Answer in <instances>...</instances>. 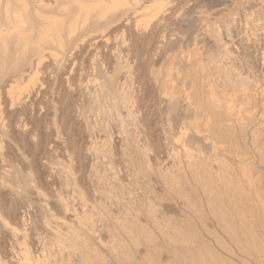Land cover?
Wrapping results in <instances>:
<instances>
[{
    "label": "bare ground",
    "instance_id": "bare-ground-1",
    "mask_svg": "<svg viewBox=\"0 0 264 264\" xmlns=\"http://www.w3.org/2000/svg\"><path fill=\"white\" fill-rule=\"evenodd\" d=\"M257 2L0 0V232L17 250V261L7 251L0 264H102L81 235L117 241L108 248L117 264H264L257 142L236 150L227 133L246 125L244 106L260 92L256 74L242 75L233 60L248 37L235 30ZM105 146L123 168L116 174L143 179L136 196L158 185L175 210L151 202L149 187L133 211L137 187L120 185ZM58 187L68 199L56 203L75 205L59 206L79 236L72 227L58 233L62 224L47 214L46 191ZM15 201L45 203L38 233L32 212L12 211ZM10 215L15 230L4 222Z\"/></svg>",
    "mask_w": 264,
    "mask_h": 264
},
{
    "label": "rangeland",
    "instance_id": "rangeland-1",
    "mask_svg": "<svg viewBox=\"0 0 264 264\" xmlns=\"http://www.w3.org/2000/svg\"><path fill=\"white\" fill-rule=\"evenodd\" d=\"M258 4H257V8H256V10L254 11V15H253V18L251 19V20H249L248 21V23L250 24H248V23H246L247 25L244 27V29H242L241 28V33H240V31L236 28V30H237V33H236V30H235V34L234 35H236L237 36V40H239L240 38H241V34H242V31L244 32V34L246 35V36H248L247 37V39H246V37H243V41L241 40H239V42L237 41V46L238 45H240L239 47H234L233 48V53H235V54H233V60H235V65H234V67H235V69L239 72V73H241L242 75H244V76H247V75H249L250 76V73H249V71L250 70H252V73H254V75L256 74V76H255V81L254 82H256L255 83V85L253 86V88H255L256 90L258 89V91L260 90V94L261 95H259V97H258V94L255 96V98H254V100H252V101H250L246 106H244L245 107V110L243 111V104L241 105V109H242V111L245 113V111H246V116H245V114H244V116L246 117V125H244V126H242V127H237V128H233V131H232V129H227V133L228 134H231V133H233L235 136L233 137V135H232V139L234 138V141L232 142L233 143V145L234 144H237L236 145V147H238V148H235L236 150L237 149H239L240 147H242V145H244V144H242L246 139H254V137H255V142H257L256 143V150H257V152H259L258 154V160H259V163H260V165H259V168H258V170L256 171V172H260V173H258L256 176H255V179H256V186L259 188V190H257L258 191V194H259V192H261V196H263V198H264V187H262V186H264V72H262L263 70H262V68H264V58H263V60H262V57H261V59H259V57L260 56H263L264 57V54L262 53V51H263V46H264V1H261V0H258V2H257ZM260 5V6H259ZM259 6V7H258ZM253 20V21H252ZM259 20V21H258ZM263 21V22H262ZM257 22V23H256ZM243 23V21L241 22V24ZM254 23V24H253ZM260 25V26H259ZM242 27V26H241ZM246 29V30H245ZM263 31V32H262ZM238 34H240V35H238ZM239 36H240V38H239ZM258 37V38H257ZM252 38H253V40H252ZM262 38V39H261ZM248 39H250L249 41H248ZM247 40V41H246ZM262 44H263V46H262ZM243 47V48H242ZM253 47V48H252ZM262 48V49H261ZM239 50V52H237V51H234V50ZM241 49V50H240ZM249 50V51H248ZM255 50V51H254ZM262 50V51H261ZM264 52V51H263ZM260 53H261V55H260ZM249 54V55H248ZM251 54V55H250ZM246 55V56H245ZM259 55V56H258ZM242 56V57H241ZM253 56V57H252ZM244 57V58H243ZM252 57V58H251ZM243 60V62H242V60ZM250 59V60H249ZM255 61H254V60ZM248 60H249V62H248ZM260 61V62H259ZM262 61V62H261ZM245 62V63H244ZM249 63L250 65H247V63ZM256 64H255V63ZM263 63V64H262ZM243 64V65H242ZM261 64V65H260ZM246 65V66H245ZM253 65V66H252ZM263 65V66H262ZM239 66V67H238ZM249 66H251V68L249 69ZM242 67V68H241ZM246 68V69H245ZM257 68V69H256ZM240 69V70H239ZM243 69V70H242ZM249 69V70H248ZM246 70H248V71H246ZM258 70H260V71H258ZM242 71V72H241ZM263 74V76L261 75V74ZM259 80V81H258ZM258 85V86H257ZM256 86V87H255ZM260 86V87H259ZM262 86V87H261ZM263 90V92H261ZM250 109V110H249ZM261 112V113H260ZM263 112V113H262ZM222 114V113H221ZM249 115V116H248ZM258 115V116H257ZM260 115H261V117H260ZM223 116V114L221 115V116H218V117H220V118H222V122L225 124V118L224 117H222ZM257 116V117H256ZM254 125V126H253ZM241 129V130H240ZM80 131H81V129H79ZM229 130V131H228ZM239 130V131H238ZM71 131H72V133H74L75 134V131H77L76 130V128L74 129L73 127L71 128ZM238 132V133H237ZM82 133V132H81ZM243 133V135L241 136V134ZM263 133V134H262ZM77 134V133H76ZM240 135V136H239ZM238 136V137H237ZM248 136V137H247ZM76 137V136H75ZM242 138V140H241V138ZM259 137V138H258ZM236 138V139H235ZM240 140H239V139ZM76 139V138H75ZM252 139V140H253ZM77 140V139H76ZM235 140L236 141H239V142H235ZM235 142V143H234ZM78 143H79V140H77V142L76 143H74L75 145H77L78 146ZM98 145H99V143H98ZM76 146V147H77ZM106 147L108 148L109 146H105V150H106V152H110L111 151V153H109V155H108V153H107V155H106V152H105V157H104V160L106 161V160H110L111 158H112V160H114V161H112V160H110L109 162H114V164L113 165H115V167L113 166L112 167V163H111V167H112V170H113V172L116 174L118 171H119V169L121 170V171H123V168H121V166H119L118 165V163H117V156H115V154H113L114 153V151H113V149H112V147L110 146L109 147V151H108V149H106ZM234 147H235V145H234ZM263 147V148H262ZM111 149V150H110ZM260 150V151H259ZM59 151V150H58ZM56 152V157L54 156V158H57V157H59L60 158V154H58V153H60V151L59 152ZM113 151V152H112ZM104 152H102V154L104 153ZM58 154V155H57ZM110 154H112L111 156H110ZM114 155V157H112ZM232 155V154H231ZM53 156H52V158H53ZM107 156H108V158L109 157H111V158H107ZM263 156V157H262ZM51 158V159H52ZM59 158H57V159H54V161L55 160H58ZM233 158H231L230 156L228 157V161H233L232 160ZM127 164V163H126ZM125 164V165H126ZM116 165H118L117 167L119 168V169H117L116 168ZM125 170H127V169H125ZM116 171V172H115ZM120 174H121V172H119ZM118 175V174H116V179H117V181H119L120 182V185H123V186H125V190L127 191V189H128V187H126L129 183H131V184H129L130 185V188L128 189V191L132 188V186H133V188L132 189H135L134 188V186L135 187H137V190H136V192H135V195L132 193L131 195V197H133L134 198V196H135V199H136V201H134V204H132L133 206H132V209H133V211H134V208L136 207V209H137V206H138V200H137V198H139V195L140 194H142V195H145L144 193H145V191H144V189H146L145 187L146 186H143L142 184H143V181L142 182H140L141 180H143L142 178H139L140 176H136V174L135 173H133L132 174V176H133V178H127V175L125 176V174H121V175ZM117 175H118V177L119 178H117ZM131 176V177H132ZM139 178V179H135V178ZM126 178V182H127V180L129 179L130 180V182L128 183H125L126 185H124L122 182H123V180ZM152 178H153V176H152ZM123 179V180H122ZM133 181H132V180ZM128 180V181H129ZM135 180H137V181H135ZM140 180V181H139ZM139 182L138 183V185H136L135 184V182ZM263 181V182H262ZM124 182H125V180H124ZM140 183H142V184H140ZM259 183V184H258ZM261 183V184H260ZM128 185V186H129ZM262 185V186H261ZM153 186H154V188H153ZM139 187V188H138ZM144 187V189H142V190H140L141 191V193H139L138 192V194L139 195H137L136 196V194H137V191H138V189H140V188H143ZM147 187H148V185H147ZM149 187H150V189H149ZM148 187V189H147V191H146V195L145 196H147V192L150 190V192H148V196L147 197H152V198H150V200H151V202H156V201H159L158 199H160V201H162L161 203H160V205L161 206H163L164 208H169V209H174L175 210V206L173 205V203L175 202L174 201V195H173V197L170 195L169 196V193L167 192V191H164L162 188H160L158 185L157 186H155V185H152V187L151 186H149ZM160 189H159V188ZM53 188H55V186L53 187ZM61 188H65V186H63V187H61ZM61 188H56V189H59V193L60 194H57L58 192H57V190L56 189H54V191L51 189L49 192H47L46 191V193L47 194H45L46 196L45 197H47L48 195V197L49 198H47V199H49L48 200V203H47V205L49 206H47L49 209V211L48 210H46V211H48L47 212V214L49 213V215H51L52 213H54L53 215L54 216H52L51 215V217H52V219L53 220H55L58 224H62L63 226H65L64 224H65V222L67 223V225L69 226V225H71V226H66L67 228H65V227H63L62 225H58V229H60V230H57L58 231V233H59V231L61 232L62 231V233H64L63 235H65V233H67L68 232V229L69 228H74V230L72 231L71 229V231L72 232H68V233H74V231H75V233H74V236H79V235H77L76 234V232L78 233L79 232V230L80 229H78V227H77V222L76 221H74V220H72V219H70L71 218V214L69 213H65L64 211L62 212V206H64L65 208H66V206L68 207V209L70 210L71 209V211H73L74 209V204H67V205H65V204H57L56 202L58 201V197H60V196H64V198L63 199H68V197H67V195H66V193H65V191H64V189H62L64 192H62V190H60ZM257 188V189H258ZM131 189V191L132 192H134L135 190H132ZM163 191H162V190ZM55 190H56V192H55ZM131 191H129L130 193H131ZM158 191V192H157ZM56 193V198L55 197H53V196H55L53 193ZM152 192H154V193H152ZM49 193V194H48ZM52 193V198L50 197V194ZM65 193V194H64ZM64 194V195H63ZM263 194V195H262ZM58 195V196H57ZM158 195V196H157ZM260 195V194H259ZM166 196V197H165ZM45 197H44V199H45ZM66 197V198H65ZM69 197H70V195H69ZM137 197V198H136ZM55 198V199H54ZM154 198H156V199H154ZM166 198V199H165ZM66 199V200H67ZM168 199V200H167ZM173 200V202H170L169 200ZM46 200V199H45ZM154 200H156V201H154ZM171 200V201H172ZM166 201V202H165ZM45 202H47V201H45ZM52 202H53V204H52ZM170 202V203H169ZM30 207H29V206ZM45 206V203L44 202H42V203H35L34 205L33 204H29V203H19L18 201H15L14 203L12 202V207H11V209H12V211H14V209H17V213H21V211H22V213L23 214H26V211L27 210H29V212L31 213V216H33L34 215V217L33 218H35L36 219V221H37V227H35V228H37L36 229V232L35 233H38V228H39V226H38V221L41 219V217H42V213H46V212H43V210L41 211L40 210V208H39V206L41 207V206ZM52 205H53V207H52ZM62 207H60V206ZM77 205V204H76ZM95 205H98V204H95ZM94 205V206H95ZM198 205V208L200 209V211H201V213H204V215L203 216H206V217H204V220L206 221V223L209 225L210 223H211V219H210V217H209V212H208V208L206 207V205L205 204H197ZM19 206V207H18ZM170 206V207H169ZM57 209H56V208ZM134 207V208H133ZM27 208V209H26ZM55 210V212L57 213V214H59V215H57L54 211H53V209ZM63 209V210H67V212L69 211L67 208L66 209ZM60 209H61V211H60ZM118 209H120V208H118ZM117 209V210H118ZM135 209V210H136ZM32 210V211H31ZM116 210V211H117ZM203 210V211H202ZM11 211V212H12ZM20 211V212H19ZM36 213H35V212ZM38 211V212H37ZM70 211V212H71ZM27 213H28V211H27ZM35 213V214H34ZM37 214H39V215H37ZM61 214V215H60ZM14 215H16V213L14 212ZM13 215V216H14ZM55 215H56V217H55ZM63 215H65L64 217H63ZM66 215H69V216H66ZM12 215H10L9 217L10 218H6V220L4 221V222H6V224H7V226H9V225H11L9 228H12V229H14V217H13ZM36 216L38 217V218H36ZM62 216V217H61ZM60 219L59 220V222L57 221L58 220V218ZM16 218V217H15ZM40 218V219H39ZM56 218V219H55ZM63 218V219H62ZM11 221H10V220ZM14 221H13V220ZM67 220V221H66ZM72 220V221H71ZM62 221L64 222V224L62 223ZM11 223V224H10ZM34 224V223H33ZM33 224H31L30 225V227H32V229L34 228V226H32ZM61 226V227H60ZM35 228L33 229V230H35ZM15 229H17L16 228V226H15ZM14 229V230H15ZM32 229H31V231H32ZM67 230V232H66V230ZM77 230V231H76ZM63 231H65V232H63ZM1 233V236H2V238H0V243L2 244V246L3 247H1V244H0V249L1 250H6L4 253H3V251L1 252V250H0V253H2V254H0V262H2L1 260L4 258L3 256H4V254H7L6 252L8 251V253L10 254V252L12 251V252H15V251H17V250H15V247L14 246H12V243L11 242H9L8 241V239L6 238V236L5 235H3L2 234V231L0 232ZM67 233V234H68ZM81 232H79V234H80ZM61 234V233H60ZM76 234V235H75ZM81 235V234H80ZM0 236V237H1ZM3 236H5V237H3ZM83 235H81L80 237H78L77 238V241L79 242V243H82V245L83 244H87V245H89V247L90 246H93V248L95 249V250H98L99 252H97V256H98V253H99V256L97 257V258H100V262L102 263V264H117L116 263V260L114 259V257H113V252L112 253H110V250L108 249V248H112V246H114L115 245V243H117V241H113V240H110V239H107V238H105L104 236L101 238V244L99 243V245L98 244H94V242L93 241H86L85 240V238H84V236L82 237ZM219 236L222 238V240L224 241V243L226 244V246H228L229 247V249H232V248H234L232 245L230 246V243H228V241H227V239H225V237H222L223 235H220L219 234ZM86 241V243H84V240L82 239V238ZM3 238H5V239H3ZM73 239H76V237H74ZM122 239H124V241L126 240L124 237L122 238ZM2 240H4V241H2ZM80 240V241H79ZM127 241V240H126ZM5 243H7V244H5ZM88 243H90V244H88ZM125 243V242H124ZM92 244V245H91ZM94 244V245H93ZM12 247H11V246ZM101 245V246H100ZM125 245L126 246H128V244H127V242L125 243ZM29 246V245H28ZM30 247V246H29ZM28 247V248H29ZM95 247H97L98 249H96ZM128 247H130V246H128ZM232 247V248H231ZM10 248H12L11 250H10ZM31 249V248H30ZM15 250V251H14ZM33 250V248L30 250V251H32ZM235 249H233V254H234V256H236V258L238 257V258H240V259H237V260H243V255L241 254V255H239L240 253L238 252V251H234ZM95 252V251H94ZM93 252V253H94ZM234 252H236V255H235V253ZM238 252V253H237ZM17 253V252H16ZM16 253H15V255H16ZM14 253H11L10 255L12 256V257H10L8 254V258L10 259H13V261H17V259H15L16 257H14V255H13ZM92 254V253H91ZM65 255V254H64ZM92 255H94V254H92ZM96 255V254H95ZM6 256V255H5ZM243 257V258H241V257ZM2 258V259H1ZM5 260H6V262L8 261V259H6V257L3 259V262H5ZM5 262V263H6Z\"/></svg>",
    "mask_w": 264,
    "mask_h": 264
}]
</instances>
